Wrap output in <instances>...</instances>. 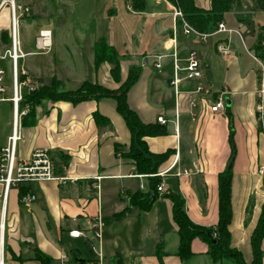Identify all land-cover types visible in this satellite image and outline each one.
<instances>
[{
    "label": "crops",
    "instance_id": "1",
    "mask_svg": "<svg viewBox=\"0 0 264 264\" xmlns=\"http://www.w3.org/2000/svg\"><path fill=\"white\" fill-rule=\"evenodd\" d=\"M97 1H87L90 2V18L79 27L82 29L77 38V51L86 44V33L91 27L96 34L86 50L89 56L79 62L82 71L64 60L49 57L51 51L31 55L38 33L50 31L40 26L32 30L31 49L22 51L21 45L26 57L19 61L18 67L34 81L40 79L48 84L52 79L57 80L63 91H74L88 81L117 90L129 70L138 67L140 75L127 93V104L145 125L156 124L161 116L167 121L165 125L159 124L165 127L164 135L145 139L150 153L171 152L155 175L164 184L165 191L156 193L146 209L135 203L137 197L149 192L153 195L155 191L150 190L147 177H139L131 161L116 156L115 148L126 151L131 138L113 101L88 100L74 106L45 101L37 110L32 127L19 126L17 157L27 160L34 150H48L55 164L61 165L72 181L62 186L54 182L34 183L29 189L36 200L29 206L19 203L17 192H10L4 213V232L0 234L3 264H40L35 261L36 249L51 258L52 264H65L61 261L63 256L72 262L70 251H78L79 258L88 264H221L214 263L208 256V244L201 238L191 242V258H178V227L173 221L172 202L167 195L183 199L190 223L203 229H215L219 213L217 178L226 171H230L232 178L229 248L239 251L244 263L250 264L253 257L251 233L264 205V135L260 134L255 114V90L260 78L256 60L261 56L258 47L264 41V12L252 11L250 0L246 4L241 0L244 12L231 11L222 17L226 29L239 35L216 34L201 42L195 36L185 37L177 32L181 59L195 51L202 66V79L183 85L182 90L201 85L207 91L203 97L206 102L222 97L224 105L225 100L229 104L217 115L208 110L200 111L196 122L189 121L186 107L181 104L182 114L176 130L173 123L175 98L168 80L171 65L165 59L159 72L152 66L153 57L169 52L174 26L177 28L172 18L175 7L165 0H146L147 12L136 14L123 0H100L102 9L96 6ZM35 2L22 0V5L33 9ZM193 2L195 7L210 9L208 0ZM96 9L100 16L94 20ZM233 14H236L235 19H229ZM21 23L24 27L26 22ZM10 29V13L4 9L0 14V57L8 49L1 35L9 38ZM213 29L205 33L215 31ZM101 39L119 54V83L112 81L111 67L107 63L97 71L93 68V45ZM221 45L231 49L230 56L223 57L219 53ZM243 55L254 65H248ZM31 60L42 66L27 65ZM0 68L7 72V77L11 74L9 61L1 60ZM73 82L78 84L74 88ZM9 95L7 90L5 97ZM95 112L104 116L108 125H96ZM11 127L12 118L4 125L0 149L6 145ZM230 134L236 149L232 163L229 161ZM61 157L66 160L63 165ZM183 171L188 174H181ZM163 172L166 174L159 177ZM177 173L181 175L176 177ZM98 217L103 226L100 242L91 231V224ZM78 230L82 233L79 239L69 237V232ZM261 249L264 252V240Z\"/></svg>",
    "mask_w": 264,
    "mask_h": 264
},
{
    "label": "trees",
    "instance_id": "2",
    "mask_svg": "<svg viewBox=\"0 0 264 264\" xmlns=\"http://www.w3.org/2000/svg\"><path fill=\"white\" fill-rule=\"evenodd\" d=\"M128 9L133 13L143 14L146 13L148 8L146 0H123ZM171 7L178 9L183 16V20L186 21L197 32H206L209 29H216L217 25L221 23L222 17L231 11L244 12V6L241 0H208L210 9L205 11L195 7L193 0H165ZM252 5V11L264 12V0H250ZM213 29V30H214ZM177 32H181V22L177 21ZM3 42H8L6 34L1 35ZM258 50L260 48L258 47ZM92 53L94 55L93 68L97 71L103 63H107L110 69V77L115 83L120 82V67H119V54L115 49L108 45V43L101 39L93 45ZM140 75V69L138 67H132L124 83H122L117 90H110L106 87L100 86L98 83L84 82L82 85L74 89V91L61 90V83L55 79H52L48 84H43L40 79H35V82L39 84V87L31 93H24L23 101L19 104V110H25V115L21 117V127H32L36 122L37 110L41 108L45 101L52 103L65 102L72 106L88 102L89 101H103L111 100L115 104V110L121 116L129 131L131 143L126 151H121L120 148H115L116 156L129 160L132 162L136 169V173L141 176H145L150 181V190L154 191L150 195H142L136 198V204L142 209H146L150 206L154 196L156 197V188L160 184L158 178L155 175L158 173L160 165L168 158L171 152H167L162 155H154L147 151L145 139L147 137H161L166 133L165 127L156 124H143L137 114L130 110L127 104V93L131 87L137 82ZM21 80L22 77L20 76ZM93 119L96 125L104 127L108 125L107 119L95 112ZM229 161L232 163L234 160L236 149L233 141V135L229 137ZM62 165L66 163V160L60 158ZM59 162V163H60ZM59 171L61 165H56ZM218 225L215 229H203L189 222L185 209L184 202L180 196L167 195V198L172 202L173 209V221L178 227L177 236L179 238L178 258L180 260H187L193 256L190 251V244L195 238H201L208 244V256L211 257L214 263L220 262L223 257L229 255L234 262L230 264H245L242 254L238 251L231 250L229 248L230 236L229 225L231 224L232 207H231V175L230 171L221 173L218 176ZM29 189H21L19 194L27 192ZM261 213L258 218V223L251 233L250 248L252 250V261L250 264H261L264 259V252L261 249L262 241L264 240V205H262ZM78 251H70V256L73 263L77 264L79 255ZM12 257L22 262L14 255ZM35 261L40 264H52L51 258H48L41 254L37 249L35 251ZM88 264L86 260L83 263Z\"/></svg>",
    "mask_w": 264,
    "mask_h": 264
},
{
    "label": "built area",
    "instance_id": "3",
    "mask_svg": "<svg viewBox=\"0 0 264 264\" xmlns=\"http://www.w3.org/2000/svg\"><path fill=\"white\" fill-rule=\"evenodd\" d=\"M7 9L10 13V34L9 39L11 42L10 49L5 51L0 57L1 60H7L11 66L10 81H7V72L0 68V103L9 102L12 109V132L7 138L6 145L0 149V202H1V220H0V234L4 232V213L7 203V198L10 192L15 191L19 194L21 189H29L34 183H48L54 182L60 186L66 185L71 182L72 179L59 171L56 167L55 160L48 150H34L30 154V158L22 160L17 157L18 144L20 140L19 126L20 120L25 115V110H19V104L23 101L22 97L24 93H31L35 91L39 84H37L31 77L28 76L26 71L18 67L19 61L26 57L21 51V44L18 38V27L20 18L28 15L29 8L18 3V0H0V14L1 11ZM174 22H181V34L185 37L195 36L200 39L201 42H206L212 36L216 34H238L234 30H228L221 22L217 25L215 31L211 33H199L192 28L186 21L183 20L182 13L175 9L172 15ZM177 28L174 26L172 32V38L170 39L167 54H159V56L153 57L152 66L156 71L163 69L162 61L167 59L171 65V74L168 78L169 86L174 94V122L175 128L179 125V118L182 114L180 108L181 104L186 107L185 113L191 122H196L200 116L199 112L208 110L213 115H217L220 112L226 110L223 98L218 97L212 103L206 102L204 93L207 91L204 86L197 85L189 90H182L183 85H187L191 82H197L202 79V66L199 62L198 55L195 51L188 52L184 59L180 57V50L177 44ZM178 34V33H177ZM239 35V34H238ZM34 53L31 55L39 56L50 52L52 47L51 32L49 30H43L38 33L34 39ZM219 53L223 57L230 56L231 49L225 45H221ZM256 60L255 58H253ZM22 77L20 80L19 77ZM259 81L256 88V120L258 121V127L260 134L264 135V66H260ZM10 89L9 97H5V93ZM156 123L160 125L167 124V121L161 116L156 120ZM120 155L118 156V158ZM163 174H158L159 177H163ZM181 174L187 175V171H183ZM176 174V177L181 175ZM139 177H142L139 175ZM143 189V186H140ZM165 186L160 183L156 188L157 194H163ZM35 195L30 192V189L18 196L19 203L25 206L32 205L34 203ZM91 231H93L94 238L100 242L102 232V222L98 217L91 224ZM69 237L72 239H79L82 233L78 231L69 232ZM65 264H76L68 262L67 256L61 258ZM0 264H3V259L0 254Z\"/></svg>",
    "mask_w": 264,
    "mask_h": 264
},
{
    "label": "rangeland",
    "instance_id": "4",
    "mask_svg": "<svg viewBox=\"0 0 264 264\" xmlns=\"http://www.w3.org/2000/svg\"><path fill=\"white\" fill-rule=\"evenodd\" d=\"M88 0H36L34 3L33 9H29V13L26 16L20 18L18 27V38L21 41V45L23 46V50L31 49L32 37H33V28L40 26L41 28L46 27L50 29L51 32V40L52 47L50 49L51 54L49 57L59 58V60H64L65 63L71 64L73 67L79 69V71L83 69L82 65L79 64L83 58H87L88 53L86 54V50L90 41L95 40L96 34L92 27L89 32L86 33L85 37V45H82V50L77 51V43L80 36V31L82 28L79 27L86 22L89 21L90 10H88V6H90V2ZM248 0H244L243 3H247ZM18 3L22 4V0H18ZM96 6L102 9V5L100 0L96 3ZM98 8V9H99ZM96 9V13L94 15L95 18H99V10ZM231 18L235 19L236 14L230 15ZM229 16V17H230ZM239 18V15L237 16ZM25 19L26 23L23 21ZM22 21V23L20 22ZM96 22V21H94ZM20 23L25 26H21ZM49 23V24H48ZM51 25L53 28H50ZM52 29V30H51ZM177 36V33H176ZM179 37L177 36V39ZM9 39V38H8ZM249 39V38H248ZM9 44L8 49H10V39L8 40ZM247 42V41H246ZM84 48V49H83ZM86 48V49H85ZM261 56H264V41L259 45ZM34 53L35 50L31 49ZM78 52V53H77ZM5 51L2 53V55ZM258 57L256 62L259 66H264V57ZM35 58V57H34ZM243 58L248 65H251V61L246 58V55H243ZM8 61V59H7ZM27 62V65H31L34 67H40L42 64L38 61ZM11 70V66H10ZM12 71V70H11ZM78 76V74H76ZM11 74L7 77V81H10ZM75 82L69 83L72 84V88L76 87L78 84H74ZM82 85V84H81ZM80 85V86H81ZM79 86V87H80ZM78 87V88H79ZM10 93V89L8 90ZM12 118V109L11 104L9 102L0 103V141L2 139V133L4 129L5 123ZM229 130H231L229 128ZM260 130V129H259ZM234 262V260L229 256L225 255L223 259L219 262L221 264H230Z\"/></svg>",
    "mask_w": 264,
    "mask_h": 264
},
{
    "label": "water",
    "instance_id": "5",
    "mask_svg": "<svg viewBox=\"0 0 264 264\" xmlns=\"http://www.w3.org/2000/svg\"><path fill=\"white\" fill-rule=\"evenodd\" d=\"M228 104H229V102L227 100H225V105L228 106ZM76 262H77V264L83 263V260L82 259H79Z\"/></svg>",
    "mask_w": 264,
    "mask_h": 264
}]
</instances>
